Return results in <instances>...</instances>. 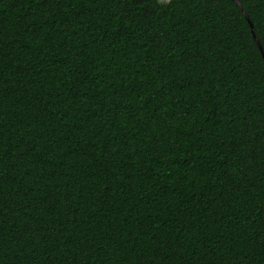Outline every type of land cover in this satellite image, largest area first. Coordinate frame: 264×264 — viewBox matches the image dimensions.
I'll list each match as a JSON object with an SVG mask.
<instances>
[{
    "label": "trees",
    "instance_id": "16d2710c",
    "mask_svg": "<svg viewBox=\"0 0 264 264\" xmlns=\"http://www.w3.org/2000/svg\"><path fill=\"white\" fill-rule=\"evenodd\" d=\"M0 0V264H264V0Z\"/></svg>",
    "mask_w": 264,
    "mask_h": 264
},
{
    "label": "water",
    "instance_id": "95a60500",
    "mask_svg": "<svg viewBox=\"0 0 264 264\" xmlns=\"http://www.w3.org/2000/svg\"><path fill=\"white\" fill-rule=\"evenodd\" d=\"M235 1H236V2L239 4V6L241 7V9H242V11L244 12L246 18L248 19V21H249V23H250V25H251L252 31H253V24H252V22L250 21L248 14L244 11V8L242 7V5H241V3L239 2V0H235ZM254 38H255V41H256V43L258 44V46H259V48H260V50H261V52H262L263 58H264V51H263V48H262V46H261V44H260V41L258 40V38L256 37L255 34H254Z\"/></svg>",
    "mask_w": 264,
    "mask_h": 264
}]
</instances>
